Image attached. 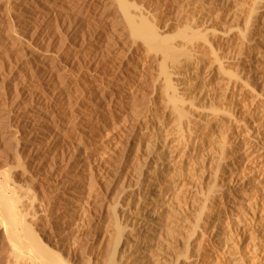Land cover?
Masks as SVG:
<instances>
[{"label": "bare ground", "instance_id": "bare-ground-1", "mask_svg": "<svg viewBox=\"0 0 264 264\" xmlns=\"http://www.w3.org/2000/svg\"><path fill=\"white\" fill-rule=\"evenodd\" d=\"M263 2L0 0V74L9 62L1 43L9 42L12 53L31 57L38 74L46 75L44 88H24L20 83L14 93L0 96V264H70V253L72 259L82 260L68 257L72 264H177L196 258L199 243L192 248L189 237L207 234L201 222L223 186L217 182L218 172L227 157L236 155L229 151V140L236 138L228 128L237 121L235 108L242 103L246 79L256 72L246 76L252 68L243 57L246 44L261 36ZM28 9L37 22L35 17L46 15L58 23L66 17L83 21L80 39L67 40L69 54L63 44L47 56L23 42L24 33L20 36L16 28L28 30ZM227 17L236 23V31L218 22ZM81 45L85 70L78 74L82 81L77 85L73 78L82 59ZM25 92L29 99L46 103L40 100L43 105L35 112L42 125L48 122V129L27 138L20 133L23 124L20 131H11L5 123L8 110H14L9 108L17 106ZM98 136L105 139L100 155L93 152L99 156L98 167L112 151L117 154L103 166L104 174L98 171L103 175L95 184L89 166L87 173L84 170V158ZM44 143L50 146L42 150ZM248 144L251 141L243 146ZM37 163L38 175L50 174L48 188L55 192L53 199L48 189L51 202L33 197V186L20 183L25 177L17 180L28 172L26 164ZM206 170L211 171L207 180ZM193 206L189 218L185 208ZM62 229L65 233L58 232ZM60 233L66 238L61 245ZM56 243L62 254L53 250ZM94 245L96 251H90Z\"/></svg>", "mask_w": 264, "mask_h": 264}, {"label": "rangeland", "instance_id": "rangeland-1", "mask_svg": "<svg viewBox=\"0 0 264 264\" xmlns=\"http://www.w3.org/2000/svg\"><path fill=\"white\" fill-rule=\"evenodd\" d=\"M10 1L13 2V0H10ZM16 1L17 0H14V3ZM23 1L24 0H21V1L19 0V2H21V3ZM16 10H18V9H16ZM29 10L30 9H28L27 13L29 14V16H31L30 17L31 21H30V26L28 27V30L24 31V27L19 26V25H17V26H19L20 28L19 29H18V27L16 28L17 31L19 30L18 32H20V31L22 32V33H20L21 34L20 36H22L24 33V35L22 36L23 42L24 41L26 43L31 42L32 43L31 46H34L35 49H38L37 50L38 52H40L41 54H45L47 56L50 54L51 55L56 54L57 51L60 50V48L58 49V47L60 45L62 46V44H63L65 46L64 50L66 51L67 54H69V51H68L69 48L67 49V47H69L68 41L70 40V38L72 36L73 37L76 36L77 39H80V37L82 36V33H80V32H82V29L83 30L85 29L84 26L82 25L83 21L82 20L80 21L79 19L74 18V17H69L70 19L68 17H66V18H59L60 21L58 23L57 22L58 20H55V21L51 20L50 21V19H48L47 15H46L45 16L46 18L41 17L42 20L45 19L43 21L41 20V18L37 19L35 17L34 20H39L37 22V21H33L34 13L32 12V10H30V11ZM0 12H1V10H0ZM31 12H32V14H31ZM69 12H72V11L69 10ZM263 12H264V7L261 9V14L263 15V17H261L260 21H259V28H260L259 35H261L260 38L258 37V39H256V41L253 40V41H251V43L249 41L250 44L247 43L245 46L246 49L244 48V52L247 53L248 55L244 53L245 55L243 57V61H245L246 64H249L252 68V70H250L246 76L251 74L253 71H256V72L254 75L247 77V79H246L247 80V86L245 87V95L243 96L242 103L238 107L235 108L236 109L235 120H237V121L233 122V125H231L233 128L232 127H231V129L228 128V134L231 136L232 139L236 138V141L231 142L232 140H229L230 136H228L230 146L228 144L227 145L230 148L229 151L230 152L233 151V153H235L236 155H231V156L227 157L226 161L221 166L222 169H220V172H218L219 178H217V182H219V184H223V186H221L219 188L220 189L219 192L223 191V193H222L223 196L222 195L220 196V193L217 192L218 197H217L216 201L214 202L212 209L210 211H207V214H206L207 216L204 217L205 222H203V221L201 222V225H202L201 227H204L202 229L206 230L207 234L205 233L204 235L200 236L199 235L200 233L198 232V234L196 233V235L189 237V242L192 243V248L197 247V244L199 243V251H198V255L196 256V258L195 257L191 258L189 260L190 263H188L189 261H184V262L179 261L177 264H191V263L193 264L194 261H195L194 262L195 264H264V13ZM228 19H229V17H227L225 20L220 18L218 22L221 23L220 25H222L223 28L226 26L225 27L226 29L224 28L225 30H227L229 28V29H232L231 31H233V32L236 31L234 29L236 23L226 21ZM64 20H66V21H64ZM31 22H33V23H31ZM35 22L37 24H35ZM76 22H77V24H76ZM39 23H41L42 26L39 25ZM223 24H225V26H223ZM48 25L50 26V28ZM74 25H76V26H74ZM240 25H241V23H240ZM60 26H61V28H60ZM62 26H63V29L65 28V30H66L65 32H63L64 30L62 29ZM67 27H69V30ZM29 28H32L34 30L29 29ZM35 29H37V31ZM40 29L41 30L43 29L42 30L43 32ZM59 29H61V31ZM29 30H30V32H29ZM39 31H41V32H39ZM70 31H72V32H70ZM30 33H32V34H30ZM69 33L70 34L72 33V35H70ZM41 34H42V38H41ZM43 34L45 37H43ZM61 34L63 37L61 36ZM64 34L66 36H64ZM31 35H33V36H31ZM55 35L58 37V40L56 39L57 37H55ZM50 36H51V38H49ZM249 36H251L250 33H249L248 37ZM29 37H30L31 41H30ZM54 38L56 39V41ZM63 38H64V40H63ZM66 38H68V39H66ZM51 39L53 42L51 41ZM60 39H62V41ZM258 43H259V46L256 49V45H258ZM8 44H10V43L9 42H2L1 43V46L3 47L4 51L6 50L5 55L7 54L5 56L6 57L5 62L9 61V62L5 63L4 67H7V68L9 67V69H10L9 70L7 68H4L5 71H3L2 74H0L1 76H3V77L0 76V89H2L1 90L2 92L0 91L2 95H0V96L2 97V99L9 96L10 93L12 94V91L14 93L15 89H13V88H19L20 85L23 87L25 86L24 88H26L28 86L31 89L36 88V87L37 88L38 87L44 88L43 84L45 82L46 75L45 74L43 75L40 72H39L40 75L38 74L37 68H35L34 67L35 65H33V64H35L33 59L31 57L28 58V57L24 56L19 51L17 52V54L12 53L13 49H10L9 48L10 45H8ZM248 45L250 46L249 48H248ZM5 46H7V47H5ZM82 47H83V45L78 46V54H79L78 57L80 59L83 56V53H81L83 51ZM5 48H7V49H5ZM13 51H15V50H13ZM53 51H55V52H53ZM79 51H80V53H79ZM248 52L250 53L251 56L249 55ZM9 53H11V55ZM18 53H20L22 55L21 56L19 54L20 59L18 58V56H16V55H18ZM14 55L17 59L20 60V61L17 60V63L15 62L16 58H14V59L11 58V57H14ZM7 56L8 57L10 56L11 60L9 58H7ZM79 58H78V61H79ZM23 61H25V62H23ZM8 63H10V65ZM84 64H85L84 58L82 57V59L79 61V64H78V66H79L78 69H80V70L77 69L75 71V74H74L75 78H73V80L75 79V81L73 83H76L77 85H79L80 82L82 81L80 75L82 76V74H83L82 70L83 71L85 70V68H84L85 66H83ZM7 65H9V66H7ZM29 65H31L32 67ZM10 67H12V68H10ZM6 71H7V74H6ZM78 74H80V75L78 76ZM30 78H31V80H30ZM79 78H80V81H79ZM76 79H77V82L79 81L78 83L76 82ZM38 81H39V83H38ZM22 94H23V96H20V98L18 99V102H19L18 105L15 107L9 108V109H14L15 111L14 110H8L9 115L6 118L7 122L5 121V123L8 127V129H10L11 131L12 130H19L20 131V128L22 127V124H23V127L21 128V131L22 130L23 131L22 132L20 131V133H22L23 135H26L23 137L27 138L28 135L32 134L35 131H39V130L41 131L42 129H44V127H45V129H48L47 128L48 122L47 123L44 122V123H46V125L45 124L42 125V122L39 118L40 115H36L37 113L35 112V109L37 107L42 106L43 104L46 106V103H44V101H42L40 99L43 103L42 104V103H40L39 99L34 98L36 100H39V101H37V103H38L37 104L36 100H34L33 98L31 99V97H30V99H29V93L26 94V92H25ZM29 100H32L31 101L32 103H30ZM25 102H26V104H25ZM19 115L24 116V117L22 116L23 121L22 120H19V122L16 121V120H18V117H16V116H19ZM37 121H38V123H37ZM15 122H17L19 124L15 123ZM30 122H31V124H30ZM244 122H247V124ZM13 125H15L17 127H15ZM37 125H39V126H37ZM10 126L13 128H10ZM34 129H36V130H34ZM25 130H26V132H24ZM67 135H69V134H67ZM100 138H102V137L98 136L95 139L96 140L95 143H93L95 146L93 145V147L91 146L92 148L88 149V152L90 154L87 152V155H89V156L86 155V157L87 158L89 157V158L88 159H86V157L84 158V161H85L84 164H86V166H84V170L86 173L88 170V174L90 177L91 176L93 177L92 179H93L95 184H99V182H101V180H99V179H101L102 178L101 176L105 173V171H103V169H104L103 166L111 164V162L114 161V157L116 156L115 154H117L116 150L112 151L114 153L113 154L111 152L113 155L109 154L110 157L108 155L106 156V159H107L106 161L110 160V162L105 161L104 163H102L101 166H99V167H102V169L99 168L98 164H97V158L99 157L98 155H100V154H98L99 153L98 151H100V150L102 151V149H100V148L103 146L102 144L105 142V139L102 142L103 138L101 140H100ZM67 140H69V139H67ZM238 140H240V141L238 142ZM97 141H99V142L97 143ZM248 141L249 142L251 141V144L246 145V148H245L243 146V143L248 142ZM66 144H67V146L69 145V143L67 141H66ZM44 146H45V143H44ZM44 146H42V150L49 148L50 145H49V143H46V146L45 147ZM43 147H44V149H43ZM97 147H98V149H97ZM93 148H95L96 151ZM67 149H69V148H67ZM115 151H116V153H115ZM93 152L97 153L98 155L93 154ZM95 155H96V158H95ZM65 156H67V155H65ZM93 158L96 159V161H95L96 163H94ZM85 159L88 162H86ZM89 159H91L93 161L92 162L93 164L91 163V160H89ZM93 165H95V166H93ZM29 166L30 165L27 166V164H26L25 170H27L28 172L27 173L25 172L24 176L19 175L20 177L18 176L17 180L19 181L22 178L23 179L26 178L27 181H26V179L24 181H22L23 180L22 179V180H20L22 182H20V181L19 182L23 185H26V186L29 185V188H30V186H31V188L33 186V189L30 188L31 190H34V191H30L31 193L33 192V194H31L32 196L34 195L33 197L36 196L35 198L39 200L38 196H40L41 198L43 197L42 198L43 200L49 199L50 201L49 200L48 201L51 202V200L54 199L53 197L55 195V192H52L50 187L48 188L49 184H47V183H49V182H47V178H50V174H48V172L46 171L47 174H45V172H41V174L43 173L44 175H38L37 172H35V171H37V168L39 166L38 163H37V165H32V167L31 166L29 167ZM44 166H45V164H44ZM34 167H36V168H34ZM45 167H43V168H45ZM87 167L90 168V171H89V169L86 170ZM94 167H95V170L97 172H94L95 171V170H93ZM96 167H98L99 169ZM32 168H34V169H32ZM45 169L47 170V168H45ZM91 171H92V173H91ZM98 171L99 172L102 171L101 173H103V174H100ZM207 171L209 173L211 172L210 170L205 171L204 174L206 175L205 176L206 180L208 179V176H207L208 172ZM93 172H94V174H93ZM28 173L30 175H28ZM35 173H36V176H35ZM46 175H48V176H46ZM94 175H95V177H94ZM28 176H30L33 181L30 179V177L28 178ZM35 177H36V179L39 177L37 179L38 181L40 179L41 180L38 182L36 179H33ZM42 177H43V179H42ZM94 178H95V180H94ZM229 179H232L233 181L229 183ZM96 180L99 182L97 183ZM26 182L28 184H26ZM31 183H32V185H31ZM40 185L41 186L45 185V186H42L43 190H42V187H40ZM40 189H41V192H40ZM44 191H46V193ZM48 191L50 194L53 193L51 195V197L53 196L52 197L53 199H50V196H48V195H50L48 193ZM36 193H37V195H36ZM41 193H43L44 195ZM36 199H34L35 202L38 201ZM232 200H233V202H232ZM48 201H46V203ZM247 203H249V204H247ZM187 204H189V203H187ZM237 205H239V206H237ZM194 208H196V206L195 207L193 206V208H190V209L185 208V211L187 213H190L189 218L191 217V215H193L192 211H194ZM51 214H52L51 216H54L53 215L54 213H51ZM86 223L87 222H85L83 225H85ZM58 232L65 233L63 229H62V231H58ZM62 233H60L58 238H57L58 244H60V243L63 244V243H65L64 241H66V238L64 235L62 237L60 236ZM218 234H222V235L217 236ZM227 234H229V235H227ZM59 237H60V239H59ZM63 237L65 238V240H63L64 239ZM200 237H202L201 240H200ZM57 243L52 245L53 246L52 248H53V250L56 249L55 251L57 253L59 252L58 254H60V253L62 254V252H60V250H61L60 245L61 244L58 246ZM55 245H57L58 248ZM92 249L94 252V251H96L95 249H97V247L95 248V245H94V247L93 246L91 247L90 251H92ZM71 251L73 252L74 250H71ZM64 254L65 253H63V255ZM176 254L177 253H175L173 255H176ZM63 255H62V257L65 259V257L67 256L66 257L67 261H69V263L72 264L70 262L72 259V257H71L72 254L71 253L68 254L69 256L66 254H65L66 256H63ZM68 257L71 259H69ZM72 261H82V260L81 259L80 260L72 259ZM173 262H175V261H173ZM77 264H79V263H77Z\"/></svg>", "mask_w": 264, "mask_h": 264}]
</instances>
